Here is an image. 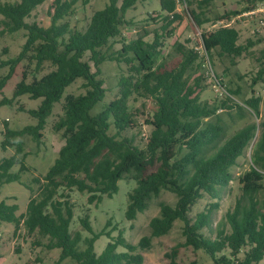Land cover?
I'll list each match as a JSON object with an SVG mask.
<instances>
[{"label": "trees", "instance_id": "1", "mask_svg": "<svg viewBox=\"0 0 264 264\" xmlns=\"http://www.w3.org/2000/svg\"><path fill=\"white\" fill-rule=\"evenodd\" d=\"M44 1L0 2L1 32L27 30L22 51L2 64L10 65V70L0 78V91L23 60L34 64L36 72L46 63L54 67L41 77L34 75L31 81L24 70L15 87L13 99L28 95L30 99L42 98V101L37 108L29 110L37 119L36 124L22 129H12L7 122L4 125L0 148L14 146L16 152L0 160V187L21 181L22 174L30 170L23 136L40 141L47 118L55 103L61 101L66 88L81 78L86 91L65 96L63 114L53 125L65 143L47 173L33 179L40 186L29 199L25 212L18 214L17 203L0 201V228L4 223H12L16 233L23 225L29 234L36 232L48 238L45 247L61 250L56 264L68 258L74 260V264H143L145 256L140 251L150 249L155 237L167 235L180 220L184 245L203 250L214 264L261 263L264 260V203L260 206V201L246 188H242V195L226 212L214 236L206 235L204 229L211 225L218 203L210 204L194 217L190 215L192 207L205 194L216 199L221 188L233 180L230 170L251 145L257 125L252 122L226 134L218 111L241 110L242 106L230 96L213 103L200 99L196 90L198 83H190L187 75L200 59L198 51L177 43L176 49L182 56L179 66L167 69L162 63L157 64L163 32L182 19L177 0H160V7L166 12L162 33L156 32L152 42L139 37L131 43H126L122 37V27L130 23L125 18L127 10L140 0H108L105 7L93 12L84 30L72 27L69 21L60 22L79 0H53L52 23L48 27L27 22L26 18ZM211 1L201 0L198 7ZM245 1L248 5L244 12L264 2ZM189 13L199 26L209 21L195 9ZM240 13H226L220 18L223 23L219 27L201 33L205 56L212 58L213 51L217 50L220 55H229L234 60L263 40L248 39L245 44L239 43V30L228 23ZM117 37L122 39L121 49L112 55L106 54L103 48ZM106 60L125 62L130 74L120 78L119 95L94 113L106 95L105 81L100 77L101 65ZM91 63L96 71L92 70ZM260 63L254 84L264 82V49ZM134 93L153 98L156 103L153 115L147 120L152 130L144 147L136 145L134 137L125 134L137 126L129 104ZM13 99L4 98L1 104L11 103ZM260 102L261 98L254 96L246 101L258 117L261 115ZM112 127L114 134L110 133ZM252 162L253 173L260 175L264 170V128L253 146ZM16 165H20L19 172H11ZM123 178L136 181V186L128 192L125 210L128 221L137 219L164 190L173 192L177 200L174 205L160 203L159 214L149 222L150 234L137 243L129 241L124 232L118 230L117 236L110 238L103 251L97 253L95 243L103 234L94 231L88 215L81 218V224L91 236L71 230L75 208L71 192L86 193L89 204H98L105 196L112 198L119 191V181ZM120 247L122 251L118 250ZM178 254V248H173L167 254L168 264H202L197 260L179 262Z\"/></svg>", "mask_w": 264, "mask_h": 264}, {"label": "rangeland", "instance_id": "2", "mask_svg": "<svg viewBox=\"0 0 264 264\" xmlns=\"http://www.w3.org/2000/svg\"><path fill=\"white\" fill-rule=\"evenodd\" d=\"M15 1L17 0H0L2 3ZM200 1L177 0L178 12L182 14V19L172 24L168 31L163 32L161 28L166 12L162 11L160 0H140L126 12L125 18L127 23H130L122 27V37L126 43H131L139 37H143L147 42H152L156 32H163L164 38L161 40V54L157 64L162 63L167 69H173L179 66L181 62L182 56L176 49L177 43L198 51L201 55L200 59L188 70L187 75L190 76V83H198L199 86L196 90L200 99L203 102L213 103L230 96L242 106L241 110L235 108L218 111L226 127V134L230 135L252 122L257 125L254 140L246 148L245 153L239 157L237 164L230 170L233 178L230 184L221 188L219 197L216 199L205 194L190 212V215L194 217L210 204L218 203L219 207L212 214L211 225L204 229L206 235L214 236L215 229L224 219L226 212L235 206L236 200L242 195V188H246L256 197L260 201V206L264 203V189L262 187L264 186V170L260 175L254 174L252 162L253 146L264 128V82L253 83V78L256 77L261 66L260 56L264 49V27L261 23V20L264 19V9L251 15L244 12V8L248 5L245 0H212L208 4L198 7ZM52 2L53 0H45L38 5L26 18V21L37 22L42 27L50 26L53 15ZM107 3L108 0H79L73 11L60 22L69 21L72 27L75 26L84 30L89 24L93 12L105 7ZM256 6L258 7V5ZM191 9L202 12L203 18L209 21L202 26L197 25L190 16L189 11ZM233 11L241 12L231 21L228 20V24L240 32L239 43L245 44L248 39L262 38L263 40L234 60L229 55H220L217 50L213 51L212 58L205 56L201 33L219 27L223 23L220 18ZM2 18L3 16L0 14V20ZM1 28L2 26L0 27V78L10 70V65L2 64L18 56L27 40V30L25 29L15 32H1ZM121 47L122 39L117 37L111 39L103 51L112 55L117 53ZM91 64L92 70L96 71L94 64ZM52 69L54 67L50 63H46L42 70L36 72L34 64H29L27 60H23L17 65L13 76L0 91V146L4 139L3 131L6 122L12 129H22L27 125L37 123V119L29 113V110L37 108L42 98L30 99L28 95H22L13 99L15 87L21 80L23 71L28 72V81H31L34 75L41 77ZM129 74V66L123 61L106 60L102 63L100 77L105 81L106 95L104 100L94 109V113L103 109L106 104L119 95V80L122 76ZM228 90L234 93L231 94ZM85 91L84 80L77 79L66 88L61 101L55 103L52 113L47 118L46 127L42 131L43 137L40 141L37 142L29 135L23 136L25 150L29 153L26 157V163L30 170L22 174L21 181L7 183L0 187V201L6 199L8 203H17L19 205L18 214L25 212L29 199L39 190L40 184L34 182L33 179L42 178L47 173L58 157L60 148L65 143L62 134L53 129L54 123L63 114L65 96L68 94L78 95L85 93ZM252 96L261 98V115L259 117L246 104V101ZM4 98L13 100L11 103L1 104ZM129 104L132 113L135 115L137 126L127 130L125 134L134 137L136 145L144 147L146 137L152 130L147 120L153 115L156 103L153 98L134 93L130 97ZM110 133H115L113 127ZM15 152L14 146L5 150L0 148V160L14 155ZM19 170L20 165H16L11 172L16 173ZM119 186V191L112 198L105 196L103 201L98 204H89L86 193L78 190L71 192V201L75 206L71 230L72 232L79 230L83 236H91L81 224V218L88 215L94 231L103 234L95 243L97 253L103 251L106 244L111 240L110 238L117 236L118 230H122L129 241L137 243L141 237L150 234L149 222L159 214L160 203L167 202L174 205L177 200V196L173 192L164 190L158 197L151 200L149 208L145 212L139 213L137 219L128 221L125 218L128 192L136 186V181L131 178H123L119 181ZM109 221L110 225H108ZM182 225V221L177 220L167 235L155 237L150 249L140 251L145 256L143 264H168L167 254L173 248H178L179 262L197 260L202 264H214L213 260L203 250H194L193 247L184 245L185 237L182 232ZM47 242L48 238L36 232L29 234L23 225L15 233L14 224L4 223L0 228V264H56L61 250L48 249L45 247ZM118 250L122 251L123 248L120 247ZM240 256L242 257L243 253ZM74 263V260L68 258L59 264ZM259 264H264V260Z\"/></svg>", "mask_w": 264, "mask_h": 264}, {"label": "built area", "instance_id": "3", "mask_svg": "<svg viewBox=\"0 0 264 264\" xmlns=\"http://www.w3.org/2000/svg\"><path fill=\"white\" fill-rule=\"evenodd\" d=\"M184 1H186V0H184ZM261 9H264V2L258 3V7L253 8V9H251V10L245 12V13L253 15V14H256V12L258 10H261ZM261 23H262V25H264V19L261 20Z\"/></svg>", "mask_w": 264, "mask_h": 264}]
</instances>
